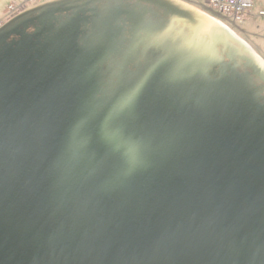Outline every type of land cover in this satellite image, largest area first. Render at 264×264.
<instances>
[{
  "label": "water",
  "instance_id": "1",
  "mask_svg": "<svg viewBox=\"0 0 264 264\" xmlns=\"http://www.w3.org/2000/svg\"><path fill=\"white\" fill-rule=\"evenodd\" d=\"M146 7L193 38L170 44ZM0 264H264V58L182 0H49L4 23Z\"/></svg>",
  "mask_w": 264,
  "mask_h": 264
},
{
  "label": "flooded vegetation",
  "instance_id": "2",
  "mask_svg": "<svg viewBox=\"0 0 264 264\" xmlns=\"http://www.w3.org/2000/svg\"><path fill=\"white\" fill-rule=\"evenodd\" d=\"M135 4L136 3H127V4H125L124 5V10L133 11V12H139V9H138L139 7L136 8L135 7ZM97 6L100 7L98 4H97ZM146 11L147 12L151 11L150 13H147L146 14L145 22H146V24H148L152 28L158 27L159 26V23H164L165 26H167V22L170 21L171 19H173L175 21V19L172 18L171 15H166L163 12L158 11L156 9H151L149 7H146ZM110 17H111V14H107V17L105 16L104 20H102V21L103 22L108 21L110 19ZM128 22L131 23V24H133V26H132L133 28L137 29V24L135 23V20L134 19H131V20H127L126 21L123 18L122 19L121 26H122V28L124 30V40H125L126 43H128L129 40L131 42H135L134 41L135 40V37L133 36V34L131 35L130 32H129L130 29L128 28V24H127ZM174 23H175V31L173 32V35H174V37H176V39L175 38L174 39H171L170 40V44L175 45V44H180L182 42V37L178 35V31L184 32L187 35V37H189L190 39L193 38L195 31L190 26H188L186 24H183V23H178L176 21ZM235 28H236L235 25L232 26L233 31L237 35H239L241 38H243L247 43H249V45H251L253 47V45L249 42V40H247L245 37H243L242 36V33L238 32L237 29L235 30ZM30 29H32V28H30ZM151 42H154V39ZM160 49H161L160 47H157V46H154V45L150 46L148 48L147 57L149 59L155 58L161 52ZM253 49L257 53H259L254 47H253ZM238 70L240 72H244L245 71V69L243 68V66H240L238 68ZM210 75L213 78L219 77L218 68H211L210 69ZM254 82H255V84L257 86H260L261 85V83L257 79H255Z\"/></svg>",
  "mask_w": 264,
  "mask_h": 264
},
{
  "label": "built area",
  "instance_id": "3",
  "mask_svg": "<svg viewBox=\"0 0 264 264\" xmlns=\"http://www.w3.org/2000/svg\"><path fill=\"white\" fill-rule=\"evenodd\" d=\"M34 1L39 0H26L25 2ZM198 5L206 7L224 20L235 24L241 22L253 10L255 0H200ZM259 15L264 17V10L260 11Z\"/></svg>",
  "mask_w": 264,
  "mask_h": 264
},
{
  "label": "rangeland",
  "instance_id": "4",
  "mask_svg": "<svg viewBox=\"0 0 264 264\" xmlns=\"http://www.w3.org/2000/svg\"><path fill=\"white\" fill-rule=\"evenodd\" d=\"M193 1L200 4V0H193ZM22 6H23V0H0V23L7 17V14L9 12V8H17L18 9V8H21ZM203 8L207 9L204 6H203ZM255 9H256V0H255L254 8L249 14H251ZM213 14H215V13H213ZM230 23L233 24V22H231V21H230ZM235 27H236L235 30L237 29L238 32L242 33V36L245 37L247 40H248V38H252L251 33H256L259 31V29L255 25V23H253V21L250 19L243 21L241 23V25H237ZM241 27L243 29H240ZM261 31H262V28L260 29V33L258 35L263 34ZM254 40L257 41L256 44L251 40H249V41L253 42V44H255V46L257 45L258 50H260L261 53L264 54V40H262L261 38H259V41L256 39H254Z\"/></svg>",
  "mask_w": 264,
  "mask_h": 264
},
{
  "label": "crops",
  "instance_id": "5",
  "mask_svg": "<svg viewBox=\"0 0 264 264\" xmlns=\"http://www.w3.org/2000/svg\"><path fill=\"white\" fill-rule=\"evenodd\" d=\"M264 9V0H256V9L249 14L248 17H246L245 20L250 19L253 21V23H255V25L257 26V28L259 29L258 32L256 33H251V37L252 38H248V40L253 41L255 44L257 43V41H255L254 39L259 41V38H261L262 40H264V18H261L258 16V14L260 13V11H262ZM262 28V33L260 34V29ZM240 29H243L242 27ZM249 41L253 47L264 57V54L261 53L260 50H258L257 45L255 46V44H253V42ZM259 43V42H258Z\"/></svg>",
  "mask_w": 264,
  "mask_h": 264
}]
</instances>
